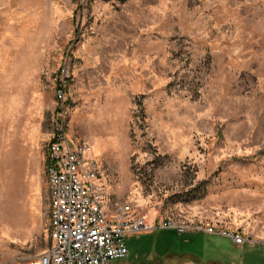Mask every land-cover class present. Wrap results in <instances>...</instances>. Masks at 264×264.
Wrapping results in <instances>:
<instances>
[{
	"label": "rangeland",
	"instance_id": "1",
	"mask_svg": "<svg viewBox=\"0 0 264 264\" xmlns=\"http://www.w3.org/2000/svg\"><path fill=\"white\" fill-rule=\"evenodd\" d=\"M59 117L110 213L218 232L131 234L110 264H264V0H0V264L51 243Z\"/></svg>",
	"mask_w": 264,
	"mask_h": 264
},
{
	"label": "built area",
	"instance_id": "2",
	"mask_svg": "<svg viewBox=\"0 0 264 264\" xmlns=\"http://www.w3.org/2000/svg\"><path fill=\"white\" fill-rule=\"evenodd\" d=\"M56 123L46 159L51 243L31 264H110L128 256L126 236L160 228L218 233L213 226L195 228L171 218L150 225L130 204H117L110 213L93 146L71 142L64 117Z\"/></svg>",
	"mask_w": 264,
	"mask_h": 264
},
{
	"label": "trees",
	"instance_id": "3",
	"mask_svg": "<svg viewBox=\"0 0 264 264\" xmlns=\"http://www.w3.org/2000/svg\"><path fill=\"white\" fill-rule=\"evenodd\" d=\"M63 91V90H62Z\"/></svg>",
	"mask_w": 264,
	"mask_h": 264
}]
</instances>
